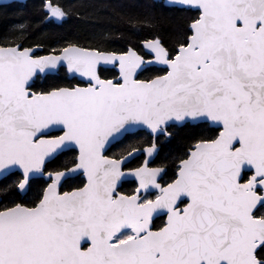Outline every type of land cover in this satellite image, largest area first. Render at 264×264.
<instances>
[{"label": "snow or ice", "instance_id": "6c2138e0", "mask_svg": "<svg viewBox=\"0 0 264 264\" xmlns=\"http://www.w3.org/2000/svg\"><path fill=\"white\" fill-rule=\"evenodd\" d=\"M167 3L195 15L174 50L159 36L143 41L152 60L75 43L38 55L28 25L10 26L14 38L0 42V180L20 175L0 200V264H264V0ZM42 9L40 23L70 14L58 0ZM153 20L148 7L129 14L134 27ZM153 62L163 74L140 78ZM65 67L83 85L35 87ZM201 124L216 133L171 161L170 180L167 164L149 166L159 136ZM140 130L146 144L106 154ZM137 154L142 165L127 168ZM75 175L84 182L65 190ZM129 180L136 187L121 191Z\"/></svg>", "mask_w": 264, "mask_h": 264}, {"label": "trees", "instance_id": "16d2710c", "mask_svg": "<svg viewBox=\"0 0 264 264\" xmlns=\"http://www.w3.org/2000/svg\"><path fill=\"white\" fill-rule=\"evenodd\" d=\"M70 13L68 18L61 24L53 21L40 23L45 16L42 9L44 0H29L25 5L14 3L7 6H0V42L6 38H14L9 32L12 25L26 23L28 25V46L41 44L42 51L38 55L49 54L53 48H60L67 43H75L79 46L95 47L101 46L109 50L126 51L129 47L144 55L143 41L159 36L165 46L170 51L174 50L177 42L183 38V33L187 31V25L191 21L194 12L169 8L163 3L153 0H58ZM150 6V7H149ZM148 7L153 16L152 26L136 25L129 21V14H143ZM162 69L156 67L147 68L140 78L146 79L154 75L163 74ZM115 70L104 73L106 77L115 75ZM78 84L77 80H70L65 69H60L56 75H48L44 79L36 81L35 87L45 88L49 85L73 86ZM169 132L173 135L159 137V154L155 158V166L167 164L168 175L165 179L170 180L174 176L171 161L178 155H182L187 146L201 136H212L216 129L208 125L187 127H171ZM144 141L145 144L151 140L147 132H138L135 137L117 143L110 150L108 155H118L127 148L128 144L135 141ZM73 153H69L63 161L71 159ZM140 162L136 159L132 166ZM58 167V164H50L49 169ZM19 174L9 176L0 181V200L8 195L4 191L6 185L18 179ZM80 177L69 179L65 183L66 190L82 185ZM126 192L133 190V183L127 182L123 185ZM34 187V191H35ZM11 189H9V192ZM32 195V194H30ZM8 196V201L14 199ZM7 202V201H6Z\"/></svg>", "mask_w": 264, "mask_h": 264}, {"label": "water", "instance_id": "95a60500", "mask_svg": "<svg viewBox=\"0 0 264 264\" xmlns=\"http://www.w3.org/2000/svg\"><path fill=\"white\" fill-rule=\"evenodd\" d=\"M29 0H11V2H10V0H0V6H7V5H11V4H14V3H18V4H23V5H25L27 2H28ZM154 2H157V3H163L164 4V6H166V7H169V8H178V9H185V10H187L186 8H183V7H179V6H172V5H169L168 3H167V0H153ZM51 21H53L55 24H61L63 21H56V20H51ZM142 49H143V53L145 54V55H147V56H149L151 59L150 60H152L153 59V57H152V53L144 46V44L142 45ZM42 51V49L41 48H39V49H37V54L39 53V52H41ZM138 54H140L139 52H138ZM44 55H47V54H44ZM141 55V54H140ZM150 67H156V68H159V69H163L164 70V66L163 65H158V64H156L155 62H153L152 64H150V65H148V66H146L145 67V70L147 69V68H150ZM61 69H65L66 70V72H67V69H66V67L65 68H61ZM60 70V69H59ZM58 70V71H59ZM109 70H115L114 68H111V66H109ZM144 70V71H145ZM58 71L57 72H55V73H50V74H47L46 76H48V75H56L57 73H58ZM115 72H116V70H115ZM67 74H68V77H69V79L70 80H77V82L79 83V84H81V85H83V81L81 80V79H79V78H77V77H74L73 76V74H71V73H68L67 72ZM45 78V77H44ZM44 78H42V79H44ZM212 128H214V127H212ZM147 132V131H145V130H140L139 132ZM148 133V132H147ZM149 134V133H148ZM117 144V143H116ZM116 144H114V145H116ZM113 145V146H114ZM112 146V147H113ZM111 147V148H112ZM108 153V152H107ZM106 153V154H107ZM141 154H137V155H134L133 157H131V158H129V160L128 161H126V166L130 163V162H132L135 158H137V157H139ZM155 157V156H154ZM154 157L153 158H149V165H150V163L153 161V159H154ZM17 173H19V172H17ZM77 176H79V175H75V176H73L72 178H75V177H77ZM82 177H83V175H82ZM84 178V177H83ZM71 179V178H70ZM85 179V178H84ZM0 181H2V180H0ZM129 181H134V180H129ZM135 182V181H134Z\"/></svg>", "mask_w": 264, "mask_h": 264}, {"label": "flooded vegetation", "instance_id": "af4514ba", "mask_svg": "<svg viewBox=\"0 0 264 264\" xmlns=\"http://www.w3.org/2000/svg\"><path fill=\"white\" fill-rule=\"evenodd\" d=\"M142 55V54H141ZM142 56H144L145 57V59L146 60H150L151 58L149 57V56H147V55H142ZM79 84V83H78ZM210 128H212V127H210ZM213 129H215V128H213ZM164 135H161V136H159V137H163ZM159 139V138H158ZM158 148H159V151H160V147L158 146ZM108 153H109V151H108ZM108 153H107V155H108ZM157 157V155L154 157V159H153V161L150 163V167H159V166H155V158ZM146 157L144 156V155H140L139 157H137V158H135L132 162H130L126 167L127 168H135V167H139V166H141L142 165V163H143V161H144V159H145ZM136 159H138L139 160V164L138 165H135V166H132V163L136 160ZM19 174V173H18ZM20 175V174H19ZM77 177H80L82 180H83V182H84V178L82 177V175H79V176H77ZM76 178V177H75ZM71 179H73V178H71ZM70 179V180H71ZM165 180H167V179H165ZM69 181V180H68ZM129 183H133V188H135L136 187V182H134V181H128ZM127 183V182H126ZM126 183H124V184H126ZM123 184V185H124ZM65 190H66V187H65ZM121 191H124V192H126L125 190H124V187L122 186V188H121Z\"/></svg>", "mask_w": 264, "mask_h": 264}]
</instances>
